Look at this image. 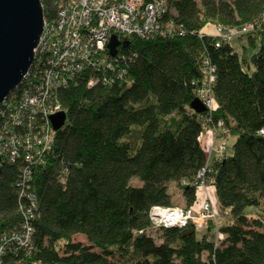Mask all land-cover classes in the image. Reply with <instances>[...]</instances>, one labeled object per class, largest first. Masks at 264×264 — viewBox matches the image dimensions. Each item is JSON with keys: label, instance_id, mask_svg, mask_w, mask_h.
<instances>
[{"label": "trees", "instance_id": "obj_1", "mask_svg": "<svg viewBox=\"0 0 264 264\" xmlns=\"http://www.w3.org/2000/svg\"><path fill=\"white\" fill-rule=\"evenodd\" d=\"M57 1L40 0L45 19ZM164 1L161 31L121 37L130 83L88 85L85 70L57 89L65 122L32 169L34 200L19 195L20 159L0 161V264H264V219L249 211L264 212V0ZM207 21L248 26L233 34L244 43L204 33ZM207 73L213 108L197 113L189 103ZM215 125L234 136L232 152L209 158L199 137ZM205 166L227 217L198 236L191 222L152 227V206L175 205L170 182L185 207L196 201ZM25 226L26 245L10 237Z\"/></svg>", "mask_w": 264, "mask_h": 264}, {"label": "built area", "instance_id": "obj_2", "mask_svg": "<svg viewBox=\"0 0 264 264\" xmlns=\"http://www.w3.org/2000/svg\"><path fill=\"white\" fill-rule=\"evenodd\" d=\"M166 10L164 0H58L54 18L43 19V28L36 46L33 61L20 83L9 91L0 102V161L20 159L19 195L34 200V193L28 190L32 180L33 167L43 162L52 141L50 115L64 110L57 99L56 91L67 86L68 80L75 79L85 70H90L88 85L99 80L104 84L113 81L130 83L126 70L121 66L125 56L118 51L109 53L107 42L112 34L121 37L136 35L146 37L151 31H161L160 16ZM165 30H174L172 22L163 25ZM221 27V28H220ZM218 36L229 40L237 32L225 31L218 24ZM223 31V32H222ZM231 40V39H230ZM218 43V42H217ZM217 45V44H216ZM118 48V47H117ZM120 65V66H119ZM95 74V75H94ZM203 80L196 97L207 108H213L209 92L210 73ZM65 111V110H64ZM218 128V127H217ZM264 134V130H260ZM217 135V132H215ZM215 153L221 156L225 146L220 143ZM201 168L197 175V186L208 184ZM27 189V192L25 191ZM200 218L216 220V213L208 198H204L198 212ZM151 226H184L191 222L196 228L202 226L194 221L189 207L152 206L149 210ZM28 227L13 232L14 241L26 245ZM0 241V254L3 252Z\"/></svg>", "mask_w": 264, "mask_h": 264}, {"label": "water", "instance_id": "obj_3", "mask_svg": "<svg viewBox=\"0 0 264 264\" xmlns=\"http://www.w3.org/2000/svg\"><path fill=\"white\" fill-rule=\"evenodd\" d=\"M43 19L40 0H0V102L20 83L31 65ZM120 44L112 34L107 42L109 53L114 55ZM189 107L197 113L206 110L197 97L190 101ZM65 117L64 110L50 115L52 129L63 125Z\"/></svg>", "mask_w": 264, "mask_h": 264}, {"label": "rangeland", "instance_id": "obj_4", "mask_svg": "<svg viewBox=\"0 0 264 264\" xmlns=\"http://www.w3.org/2000/svg\"><path fill=\"white\" fill-rule=\"evenodd\" d=\"M243 26H245V25H243ZM216 27H218V23H215V21H211V22L207 21L206 26L201 30L204 33H208V34H212L213 36L220 37V36H218V34L216 32V30L218 29ZM233 37L234 36H231L230 39L232 40L231 42H232V45L234 46L235 49L237 48V46H239L240 43H242V44L244 43L243 38L235 39ZM237 40H238V43H237ZM222 126L223 125L205 126L203 131H202V133H203L202 135L207 134L210 136V142H208V144L206 146L207 157H208V154L210 152L215 153V149L217 148V146L220 143H223L225 146V154H229L232 152L231 144H232V141L234 139V136L231 133H229L228 130L226 128H224V126L223 127ZM215 132H217V135H215ZM168 190L172 194V200H173V203L175 204L174 206L184 208L185 207L184 199H183L182 194H181L180 186H177L174 182H170ZM205 197L209 199V202L212 205V208L217 215L216 216L217 221L218 220L222 221L223 219H225V217H227V216H225V215L223 216L219 213L217 203L215 200V194L212 191V188L210 187V185L201 184V186H199V187L197 186L196 201L190 206V208L192 209L193 214L195 216L194 221L197 223L203 222L202 224H200L202 226L198 227L196 230L197 236L201 233L202 229L204 228L203 227L204 221L202 218H200V215H198V212L201 208L202 201ZM167 207H169V206H167ZM167 207H165V208H167ZM249 211L256 212L260 216V218L264 219V212L262 210L250 209ZM214 234H215V232H214ZM72 240L73 241H79L82 243L86 242L84 236L81 234L73 235Z\"/></svg>", "mask_w": 264, "mask_h": 264}, {"label": "crops", "instance_id": "obj_5", "mask_svg": "<svg viewBox=\"0 0 264 264\" xmlns=\"http://www.w3.org/2000/svg\"><path fill=\"white\" fill-rule=\"evenodd\" d=\"M202 134L203 133L200 134L199 140H200V143L202 144V146L204 147V150L206 152V146H207L208 142H210V136L207 134H204V135H202ZM214 155H215V153H213V152H210L208 154L209 158H211ZM212 191H213V189H212Z\"/></svg>", "mask_w": 264, "mask_h": 264}]
</instances>
